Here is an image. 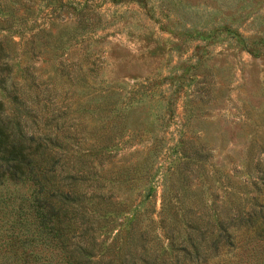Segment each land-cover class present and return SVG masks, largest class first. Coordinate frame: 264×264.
Wrapping results in <instances>:
<instances>
[{"label":"rangeland","instance_id":"rangeland-1","mask_svg":"<svg viewBox=\"0 0 264 264\" xmlns=\"http://www.w3.org/2000/svg\"><path fill=\"white\" fill-rule=\"evenodd\" d=\"M77 1L56 16L58 0H34L26 27L10 33V64L1 72L0 95L17 97L26 127L49 125L82 144L102 133L116 139L103 152L57 150L54 178H98L102 193L127 200L100 238L111 242L138 214L134 235L146 229L141 236L155 262L264 264V0H98L95 30L77 25ZM6 2L2 16L25 10V0ZM194 27L219 31L205 39L178 32ZM182 72L178 89L171 76ZM191 103L199 108L187 121ZM120 115L126 123L117 131ZM133 119L153 132L138 141ZM150 134L163 136L158 149ZM182 138L196 143L191 157L180 152ZM198 148L208 152L204 158ZM172 178H192L177 182L179 200L169 195ZM14 187L29 192L21 183L0 191Z\"/></svg>","mask_w":264,"mask_h":264},{"label":"trees","instance_id":"trees-1","mask_svg":"<svg viewBox=\"0 0 264 264\" xmlns=\"http://www.w3.org/2000/svg\"><path fill=\"white\" fill-rule=\"evenodd\" d=\"M25 0V10L21 15H0V89L4 91V68L9 67L10 52L7 41L11 39V31L23 30L26 27V17L33 13L32 2ZM114 1V0H112ZM69 0H58L55 15L70 12ZM98 0H78L74 11L78 20L77 25L84 30H95L100 26L101 13L94 4ZM68 4V5H67ZM9 9L6 0H0V10L7 13ZM54 10V9H53ZM44 27L42 26L41 30ZM224 28L229 30L228 24ZM28 29V28H27ZM26 29V30H27ZM219 29L194 27L178 31L181 35L189 33L194 38H213ZM260 40V39H259ZM95 60H90L88 69H94ZM184 72L171 76L178 78V89L182 87ZM161 79L156 81L161 83ZM156 82V83H157ZM150 86V85H149ZM211 87H208V99ZM7 94V93H6ZM194 101V100H193ZM197 104L189 105L187 121L198 109ZM21 106L17 97L9 102L0 95V187L7 183H19L28 186L26 194L14 187L12 192L0 191V264H170V262H155L148 255L145 241L135 236L133 226L139 223L131 218L128 227L118 229L112 241L105 239L115 222L114 214L129 206L127 200L112 198V192L102 193V181L98 178H54V166L59 159L57 150L64 148L66 152L74 153L77 149L106 151L116 140L114 136L99 135L89 144H82L78 135L60 134L51 126L43 131L26 127L21 116ZM23 111L30 112L26 107ZM120 115V124H116L117 131H122L126 121ZM126 116V115H125ZM123 120V121H122ZM50 123L58 125V120ZM102 127H108V121ZM51 127V128H50ZM132 130L136 131L137 140L153 132L152 124L132 120ZM120 134V132H119ZM122 132L120 136H122ZM154 137V149L162 143L163 136L150 134ZM113 144L112 146H110ZM205 142L200 141V144ZM76 145L75 150H71ZM194 140L182 138L180 152L183 156L191 157V148H195ZM69 147V148H68ZM252 148H250L251 150ZM55 150V151H54ZM196 149L195 155L204 158L208 152ZM188 165V160H185ZM139 164L135 165V168ZM135 174V173H134ZM133 177V176H132ZM87 179V180H86ZM130 179V180H129ZM125 181H131L129 177ZM179 180L190 181L192 178H172L169 182V195L177 200L181 199ZM78 182H81L79 184ZM172 208L173 225H180L178 212L174 209V202L168 199ZM188 207L182 212L187 214ZM247 218V220H249ZM264 219V218H263ZM251 218V222H253ZM121 223L118 225L121 227ZM264 229V220L262 221ZM123 227V226H122ZM180 228V227H179ZM134 230V231H133ZM121 234V235H119ZM105 235V238H100ZM168 235L170 243L175 241V230ZM189 236V235H188ZM133 243V245H131ZM164 262V263H163Z\"/></svg>","mask_w":264,"mask_h":264}]
</instances>
